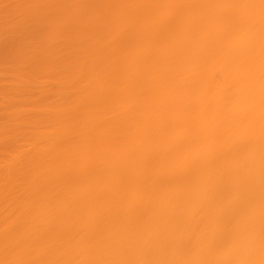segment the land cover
<instances>
[{
    "label": "bare ground",
    "instance_id": "obj_1",
    "mask_svg": "<svg viewBox=\"0 0 264 264\" xmlns=\"http://www.w3.org/2000/svg\"><path fill=\"white\" fill-rule=\"evenodd\" d=\"M0 264H264V0H0Z\"/></svg>",
    "mask_w": 264,
    "mask_h": 264
}]
</instances>
